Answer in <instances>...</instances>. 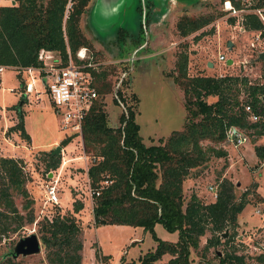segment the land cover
<instances>
[{
  "label": "trees",
  "instance_id": "obj_1",
  "mask_svg": "<svg viewBox=\"0 0 264 264\" xmlns=\"http://www.w3.org/2000/svg\"><path fill=\"white\" fill-rule=\"evenodd\" d=\"M71 1L67 11L68 0H12L0 4V64L37 66L41 64L38 59L41 48L57 51L65 63L68 49L74 55L80 46H87L88 40L78 21L89 0ZM229 1L235 9H246L241 15L245 28L264 33V22L257 11L264 13V0ZM224 12L216 9L195 16L184 14L177 19L176 28L187 35L212 23ZM234 20L230 16L229 22ZM187 62V52H181L174 70L168 73L183 90L186 109L183 126L161 138L160 143L149 145L143 142L135 111L119 88L116 93L126 110L121 112L118 125L108 124L102 95L112 88L107 78L109 71L103 68L96 73L99 98L82 125L84 148L95 156L86 170L89 184L99 190L94 195L93 221L96 225L129 224L144 229H152L159 221L168 230L178 231L176 241L155 237L156 247L139 257L140 264H155L165 253L170 254L168 264H192L193 250H201L202 258L197 264H245L246 255L238 252L231 229L238 226V215L250 202V191L245 190L237 197L235 183L225 176L217 184L215 200L204 202L195 192L186 199L184 182L195 168L206 165L212 155L227 158L222 143L230 126L243 131L253 143L258 160H264V143L257 142L264 134V83L245 74L189 75ZM246 104L258 113L257 120L248 118ZM11 129L30 141L20 110ZM72 136L62 138L61 147ZM203 140L208 143L202 144ZM53 150L47 154L45 173L60 165V154ZM26 178L20 158L0 155V242L9 232L36 219L34 198L29 195ZM105 179L111 181L103 183ZM15 195L22 197L21 207ZM256 197L262 200L258 193ZM83 205L79 198L74 199L72 209L64 211L52 204L53 210L36 220L47 264H82L83 223L77 213ZM225 230L228 233L222 236ZM208 232L201 246V237ZM219 244L223 245V251L217 249ZM210 247L217 262L203 259ZM11 256L9 252L0 255V264H21ZM255 258L264 264V252L256 253Z\"/></svg>",
  "mask_w": 264,
  "mask_h": 264
},
{
  "label": "rangeland",
  "instance_id": "obj_2",
  "mask_svg": "<svg viewBox=\"0 0 264 264\" xmlns=\"http://www.w3.org/2000/svg\"><path fill=\"white\" fill-rule=\"evenodd\" d=\"M10 1L0 0V4ZM216 9L225 12L212 23L187 35L178 32L176 21L181 15L195 16ZM245 10L229 9L221 0H89L79 17V29L87 38L89 44L86 47L93 53L96 62L109 71L107 78L112 88L102 95L108 124L118 125L121 112L126 110L121 96L116 93L119 88L135 111V121L139 124V133L145 144L160 143V139L167 137L172 130L181 129L186 115L184 94L172 75L168 74L174 70L181 52L188 54L189 75L217 72L245 74L252 80L264 83V62L258 57L259 52L264 50V33L243 26L241 15ZM259 14L264 22V13ZM230 16L235 17L234 22H229ZM228 40L232 41L230 45ZM220 53L232 58V62L219 60ZM208 61L214 62V66L208 65ZM32 74L34 89L26 93L20 106L25 129L31 134V141H27L18 130L11 128L19 118L15 104L21 100L22 81H30L31 74L25 69L19 74L13 66H4L1 73L0 155L21 159L27 177L26 187L34 198L36 219L3 237L0 255L8 254L14 242L31 231H35L40 238L36 220L53 210L54 206L44 201L45 186L54 178L58 180L59 202L56 205L59 208L63 211L72 209L76 198L84 204L77 213L83 223L82 264H140L139 257L156 247L155 237L176 241L178 231L168 230L159 221L154 223L152 229H144L140 225L94 223L92 206L95 194L90 193L93 189L85 172L93 160L85 150L80 135L73 134L59 152L60 165L45 173L48 152L70 134L60 128V114L38 72ZM8 87L15 90L11 91ZM14 101L16 103L12 104ZM261 139L263 136L257 141ZM53 140L57 141L51 143ZM207 143L206 140L202 141L204 145ZM223 143L230 155L227 154V158L212 155L206 165L195 168L184 185V194L187 199L195 192L202 201L208 202L212 195L208 186H217L220 178L225 176L235 183L237 197L249 190L250 202L239 214L246 221L231 231H234L238 252L246 255L245 264H261L255 258L253 244H264V223L258 225L260 215L253 211L261 206L258 202H262L256 197L257 193L262 196L257 191L258 185L264 194V164L257 158V167L252 160L248 166L241 167L242 163H246V158L237 157L233 142L226 139ZM15 201L21 207L20 195H15ZM208 235L209 232L201 237V246ZM217 249L223 251L224 247L219 244ZM200 251L193 250L191 253L192 264H197L202 258ZM105 254L109 258L105 259ZM11 257L21 264H47L42 241L40 253ZM169 257L170 254L165 253L155 264H168ZM203 259L217 262L213 247L209 248Z\"/></svg>",
  "mask_w": 264,
  "mask_h": 264
},
{
  "label": "built area",
  "instance_id": "obj_3",
  "mask_svg": "<svg viewBox=\"0 0 264 264\" xmlns=\"http://www.w3.org/2000/svg\"><path fill=\"white\" fill-rule=\"evenodd\" d=\"M225 5L229 9L236 10L232 7L229 0H225ZM72 1L68 0L66 5V11L71 6ZM260 13V10L257 9ZM259 38V35L256 36ZM254 45V42H251ZM38 59L41 64L27 65V66H13L18 69V72L22 69L28 71L31 74V80L23 83L22 92H31L34 89V76L32 73L38 72L39 78L50 96V99L60 114V128L67 133L78 134L82 137V125L84 118L88 114L89 110L99 98V92L95 85L96 73H99L104 67L99 66V62L94 59L93 53L84 46L79 48L73 55L70 50H67L66 61L62 63V57L55 50L41 48L38 52ZM219 60L228 59L223 53L218 54ZM5 65L0 64V85H1V73ZM13 91L15 88L8 87ZM245 109L249 111L248 118L251 121L259 118L258 113L251 111L248 104L245 105ZM264 137V134L262 135ZM247 135L237 129L235 126H230L227 129L228 141L233 142L235 145L242 143L247 139ZM92 160H95L94 155H90ZM264 164V160L261 163ZM57 178H54L51 182L45 186V203L57 204L59 202V196L57 194L58 185ZM111 180L105 179L103 183H109ZM209 190L212 193L213 198L217 196V186L210 184ZM91 195H97L99 190H90ZM256 212H260L259 208L255 209ZM252 246V244H249ZM255 253L264 252V244H253ZM262 264V263H261Z\"/></svg>",
  "mask_w": 264,
  "mask_h": 264
},
{
  "label": "water",
  "instance_id": "obj_4",
  "mask_svg": "<svg viewBox=\"0 0 264 264\" xmlns=\"http://www.w3.org/2000/svg\"><path fill=\"white\" fill-rule=\"evenodd\" d=\"M162 1V0H161ZM232 43L231 40H228V44L230 45ZM258 57L262 59L264 62V50L259 52ZM227 62H232V58H228ZM213 63L211 61H208V65H212ZM45 80V79H43ZM26 92H22L21 100L18 102V110H20V106L23 102V98H25ZM61 145L57 144L54 147L53 152L54 153H59L61 151ZM239 184V182H237ZM228 233V230H225L224 233H222V236H226ZM41 252V240L39 238V235L35 231H31L30 233L19 237L14 244L9 248V253L13 256H26L29 254H35V253H40Z\"/></svg>",
  "mask_w": 264,
  "mask_h": 264
},
{
  "label": "crops",
  "instance_id": "obj_5",
  "mask_svg": "<svg viewBox=\"0 0 264 264\" xmlns=\"http://www.w3.org/2000/svg\"><path fill=\"white\" fill-rule=\"evenodd\" d=\"M212 62V61H211ZM213 63V66H214V62H212ZM214 74V73H213ZM220 75V74H222L221 72H217V73H215L214 75ZM44 79V78H43ZM43 82H44V80H43ZM14 103H16L15 101L14 102H12V104H14ZM11 105V104H10ZM2 107H4V106H2ZM24 127H25V124H24ZM27 131V130H26ZM28 132V131H27ZM29 133V132H28ZM29 135H30V141H31V134L29 133ZM248 139V138H247ZM245 140V141H243L242 143H240V144H237V145H232L233 147H235L234 148V150H236V153H237V157L239 158V159H243L244 157L246 158V163H242L241 164V167L242 166H248V162L249 161H254V166L255 167H257L256 166V159H257V155H256V153H255V150H254V147H253V145L251 144V142L249 141V140ZM55 141H57V140H53L51 143H54ZM225 142V141H224ZM257 142H259V141H257ZM260 142H262V143H264V137H263V139H261V141ZM223 145H225L224 143H223ZM233 147H232V149H233ZM250 148H252V149H250ZM226 150H227V148H226ZM251 150V151H250ZM227 152H228V155H230V153H229V151L227 150ZM251 152V153H250ZM248 155V156H247ZM248 157V158H247ZM250 157V158H249ZM228 158H230V157H228ZM87 170V169H86ZM86 172V171H85ZM86 177H87V179H88V176H87V172H86ZM187 179H188V177H187ZM187 179L185 180V182H184V185H185V183H186V181H187ZM258 190L257 191H259L260 193H261V197H262V202H258V204L259 205H261V206H257V208H259V210H260V212H256L255 210L253 211L255 214H257V215H260V221H259V223H258V225H261V224H263L264 223V194L259 190V185H258ZM80 191H81V189H79ZM209 192H211V191H209ZM212 200H215L214 198H213V196L211 195V199L209 200V201H212ZM242 211V210H241ZM240 214V213H239ZM237 222H238V224H242V221H246L245 220V218H240L239 217V215H238V218H237ZM204 236V235H203ZM204 241V240H203ZM205 241H206V239H205Z\"/></svg>",
  "mask_w": 264,
  "mask_h": 264
},
{
  "label": "flooded vegetation",
  "instance_id": "obj_6",
  "mask_svg": "<svg viewBox=\"0 0 264 264\" xmlns=\"http://www.w3.org/2000/svg\"><path fill=\"white\" fill-rule=\"evenodd\" d=\"M120 27V26H119Z\"/></svg>",
  "mask_w": 264,
  "mask_h": 264
}]
</instances>
